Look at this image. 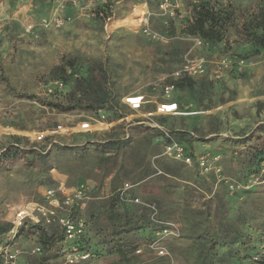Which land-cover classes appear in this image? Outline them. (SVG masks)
<instances>
[{
    "label": "rangeland",
    "instance_id": "374dc122",
    "mask_svg": "<svg viewBox=\"0 0 264 264\" xmlns=\"http://www.w3.org/2000/svg\"><path fill=\"white\" fill-rule=\"evenodd\" d=\"M199 2L176 0L172 15L158 0H108L102 17L91 0H0V227L48 187L85 185L75 218L91 257L75 264H264V48L244 28L264 0H212L233 11L215 43L184 32ZM56 15L62 27L41 25ZM190 62L204 63L194 88L165 98L160 85ZM164 128L212 151V168L165 154ZM166 224L162 255L151 244ZM43 226L18 228L20 263L68 264L69 242L45 246L59 226Z\"/></svg>",
    "mask_w": 264,
    "mask_h": 264
},
{
    "label": "built area",
    "instance_id": "2783aa9c",
    "mask_svg": "<svg viewBox=\"0 0 264 264\" xmlns=\"http://www.w3.org/2000/svg\"><path fill=\"white\" fill-rule=\"evenodd\" d=\"M62 6L66 4H72L74 6H80L86 0H62ZM175 1L176 0H158L159 7L165 10L167 13L175 14ZM95 7H99L102 10L108 6V0H91ZM66 3V4H65ZM41 25L43 27H62L64 24V19L59 15L54 17H44L41 20ZM204 72V63H194L190 62L185 65L183 69L176 71V76L178 79L191 76L194 77L197 74H202ZM65 86L63 79L58 78L53 83L47 86L49 92H56L57 89H62ZM165 98L170 99L174 92L177 90L175 81H170L160 85ZM139 100V99H138ZM134 100L133 105L139 106L140 101ZM178 107V104L170 101L165 108L170 110ZM163 149L165 154L173 157L175 160L181 161L185 164L193 163L194 161L203 170H210L212 168L214 160H217L212 151L204 150L202 154H196L192 152L191 148L187 144L180 140L173 131L164 128L163 129ZM124 194L126 190L133 187L132 183L125 181L123 184ZM87 189L85 185H79L71 193L67 188L60 189L48 187L45 190L42 202L33 201L26 204V206L19 207L15 211V219L13 229L7 233L9 239H7V244L0 245V254L2 256V261L0 264H21L19 260V248L15 247L14 241L18 232V228L26 224L35 223L42 225H53L57 224L65 236V240L69 242V250L65 252V260L68 264H75L81 260H87L91 257V251L80 248V240H83L87 235L88 221L82 217L75 218V211L83 206V201L86 195ZM137 201L139 199H136ZM168 225H172L169 223ZM167 224L158 229L157 238L152 242L151 247L158 250V254H167V249L160 243V241L169 236L174 235L175 230L168 226ZM6 235V236H7ZM13 245V247H11ZM38 251L42 250L41 246L36 248Z\"/></svg>",
    "mask_w": 264,
    "mask_h": 264
},
{
    "label": "trees",
    "instance_id": "16d2710c",
    "mask_svg": "<svg viewBox=\"0 0 264 264\" xmlns=\"http://www.w3.org/2000/svg\"><path fill=\"white\" fill-rule=\"evenodd\" d=\"M194 7L195 8H194L193 17L188 22L189 24L185 26L184 32L186 31L189 34L198 35L199 37H202L203 39L208 40L213 43L224 40L225 39L224 36L229 28V24H230L229 21L232 17L233 11H230L228 6H225L218 2L212 3V0H200L198 4L194 5ZM110 11L111 10L109 6H107L106 8L99 10V14L102 17H104L105 15L109 16ZM244 22H245L244 28L248 30L247 31L248 33L246 35L247 38H250L253 41V44L255 46L264 48V4L260 5L257 9L251 12L247 20H245ZM67 79L68 77L66 78V80ZM175 83H176L177 90L184 89L186 87L194 88L195 80L191 76H186V77L178 79L177 81H175ZM187 146L191 148L190 143ZM13 225L14 224L12 223H8L4 227L1 226L0 227V237H2L3 239L7 238L6 235L9 231L13 229ZM143 226L144 225L138 226L137 229L142 230V228H147L149 233H151L152 231L155 232L156 230V229L153 230V228L150 229L151 225L149 224L146 227H143ZM38 227H41V226L39 225ZM55 234L57 235L56 232L52 234L47 233L43 235L45 238L44 239L45 246L48 245L47 243H50L51 246L52 244H55V243H60V242L62 243V241L65 239V236H63V234H62V237L58 235L55 236ZM149 237H151L150 234H149ZM87 240H88V235L83 240L79 241L80 246L82 248L86 247ZM0 245L2 244L0 243ZM215 246H216L215 240L213 238L210 239L209 243H207L206 245L205 255H207L209 252H212L215 249ZM136 249L137 247L132 248L133 251H137ZM1 261H2V256L0 254V263ZM204 262H205V258L203 257L202 264H204ZM32 264H46V263H45V259H42L38 262H33Z\"/></svg>",
    "mask_w": 264,
    "mask_h": 264
},
{
    "label": "bare ground",
    "instance_id": "6f19581e",
    "mask_svg": "<svg viewBox=\"0 0 264 264\" xmlns=\"http://www.w3.org/2000/svg\"><path fill=\"white\" fill-rule=\"evenodd\" d=\"M137 19V17H136V15H134L133 17H132V20H136Z\"/></svg>",
    "mask_w": 264,
    "mask_h": 264
}]
</instances>
